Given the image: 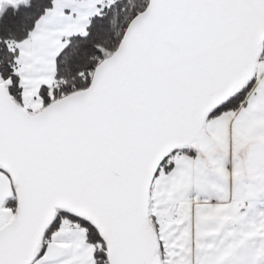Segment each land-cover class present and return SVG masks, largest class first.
I'll return each instance as SVG.
<instances>
[{
  "label": "snow or ice",
  "instance_id": "snow-or-ice-1",
  "mask_svg": "<svg viewBox=\"0 0 264 264\" xmlns=\"http://www.w3.org/2000/svg\"><path fill=\"white\" fill-rule=\"evenodd\" d=\"M0 264H264V0H0Z\"/></svg>",
  "mask_w": 264,
  "mask_h": 264
}]
</instances>
